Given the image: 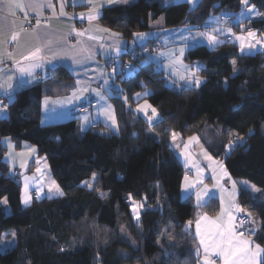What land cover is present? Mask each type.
<instances>
[{
    "label": "trees",
    "instance_id": "1",
    "mask_svg": "<svg viewBox=\"0 0 264 264\" xmlns=\"http://www.w3.org/2000/svg\"><path fill=\"white\" fill-rule=\"evenodd\" d=\"M248 5L255 12L244 22L264 32V0H248ZM244 6L242 0H200L191 10L187 3L162 6L159 0H135L105 7L100 20L130 39L159 17L166 27L203 26L211 15H237ZM143 55L124 54L122 63L132 59L133 69H121L116 81L131 102L140 90H151L147 99L161 116L152 124L117 93L110 98L118 131L95 123L78 132L76 118L43 125V83L72 77L60 67L4 101L0 203L6 199L7 206L0 204V238L14 231L17 242L0 251V264H198L197 238L191 232L198 208L192 196L181 194L186 171L171 147L172 133L184 141L198 134L209 153L223 160L231 178L264 191V48L246 54L234 41L214 48L195 45L186 59L202 64L199 74L204 80L197 87L169 86L166 74L153 63H140ZM236 134L243 139L237 140ZM6 138L17 148L34 146L38 157L47 159L64 195L25 205L21 174L17 179L4 158ZM130 200L137 201L136 211ZM238 200L256 222L255 240L264 247V201L247 189ZM217 207L211 199L203 209L212 214ZM124 223L129 236L119 232Z\"/></svg>",
    "mask_w": 264,
    "mask_h": 264
},
{
    "label": "crops",
    "instance_id": "2",
    "mask_svg": "<svg viewBox=\"0 0 264 264\" xmlns=\"http://www.w3.org/2000/svg\"><path fill=\"white\" fill-rule=\"evenodd\" d=\"M134 1L135 0H127V2H125V0H91L90 3L89 0H0V28L3 29L2 33H0V85H2L0 86V101L1 98L2 101H10L9 99L14 98L17 91L37 83L49 72L60 67L61 69L69 71L72 77L62 80L57 84L44 82L42 106L45 97L51 96L54 100L55 98L62 97L69 100L72 99V103L62 105V107H66L67 117L71 118V110L78 106L93 102L90 110L93 111V109L96 110L100 108L102 102L98 96L96 97V93L92 90L85 89L82 85L91 82L101 83L106 68L116 64L115 62L114 65H112L109 61H118V59L114 58L116 54L120 53L122 56L127 53L132 56H135V54H143L141 52L142 45L152 42L158 37L170 38V40H172V37L182 33L184 29H189L193 34V40L190 44L184 43L180 45V48L184 51V57L188 50L197 44H205L210 48H214L222 43L221 36L225 34V29L219 26L221 30H217L216 32H213L211 28L205 31L204 29L202 30V28L191 25L166 27L163 17H159L150 24L148 30L135 32L130 39H127L123 37L121 31L105 25L100 20L102 10L105 7L117 5L126 6L132 4ZM199 1L200 0H195V2H193V0H159V3L162 6L175 3H187L190 9L193 10L197 7ZM14 2H19L22 7H15ZM10 3H12L13 6L10 7ZM69 5L73 6V12L68 10ZM32 14H35L39 18V27H37L36 22L29 29L25 30L23 27L28 21L21 19L20 16L24 15L28 17ZM89 16H95L96 18L90 20L88 18ZM43 18H46L47 21L43 22L41 20ZM79 18L85 20V36L83 37L76 33V20ZM244 20L239 17L242 34H238V37H244L245 43L251 44L247 41V34L256 30L249 28ZM205 25L212 26L211 21L209 23L206 22ZM14 33L18 34V39L16 41L11 39ZM202 33H211L216 36L218 43H210L206 36L201 35ZM137 34L145 35L144 38L141 39ZM182 40L187 41V37L183 35ZM234 42L237 43L240 48L241 41L236 38ZM256 45L255 47H259V45ZM38 46L42 48L41 56L43 59L36 61V63L41 66L33 69V75L31 76L26 74L22 75L18 71L16 61H19L22 66L31 63L30 61L24 60V56L28 55ZM246 48L247 47L244 49ZM119 60L122 61L121 59ZM140 63L146 64L149 63V61L144 63L141 59ZM9 76L12 77L11 80L8 79ZM8 85H11V87H8ZM82 87L83 89L80 91ZM60 106V103L54 102L52 108L50 107L51 113L57 111ZM42 116L43 113L41 111V123ZM81 116L83 122L84 115ZM96 120L97 119H93L92 116V124L95 123ZM42 124L46 125L44 122ZM12 142L13 143L7 142L4 139L3 145L7 146L8 149L15 148V142L13 140ZM29 145L30 144L26 143L23 144L22 148H20L21 151H19V153L15 152L12 156L7 155L8 157H6V153H4L5 161L9 164L11 170L14 168L20 169L28 162L33 163L35 160L34 158L38 157L37 151L33 149V147H29ZM194 145L193 150L181 156L186 171L181 182V194L183 198L192 196L197 205V215L192 223L197 238L195 253L198 257V264H205V252L203 246L200 244V238L202 234H205L213 228L211 222H227V216L226 214L222 215V209L227 208L231 203L239 204L238 199L242 189L249 190L255 198H259L262 201H264V191L256 187L259 191L253 192L252 186L254 185L245 180L231 178L224 166L223 160L213 157L206 146L203 145L200 138L194 142ZM25 150H27V152ZM13 156L17 157L14 158ZM209 157L211 159H209ZM28 158L29 160H25ZM30 168L35 170L36 166L31 165ZM49 172L51 174L50 168ZM25 176L31 178V182H33L32 187L37 188L38 184H40L41 187L44 188V190H39V195L30 188L32 195L27 205H30L35 199L40 200L45 197L52 198L60 196L57 194L55 186L52 185V181H54L55 178L52 179L50 177L48 184H45L40 180L41 178L38 174L33 175L29 173L28 175L25 174ZM22 179L21 177V180ZM233 182H235V190H233ZM55 184L59 186L57 181H55ZM59 189L63 192L60 186ZM205 189L208 191V195L206 196L204 195ZM198 193L202 197L199 201L197 200ZM211 199H215L218 206L216 211L212 214L203 209V206L207 205ZM234 211L233 209V212ZM244 212L247 211L244 210ZM204 216H207L208 219H203ZM197 224L200 225L199 233L197 232ZM236 230L238 232H244V237L241 239H250L254 243L260 244L255 240V235L258 233L256 222H250L245 228L237 226ZM249 230H254L255 234L249 235ZM261 247L263 246L261 245ZM197 250H199V252ZM207 258L209 261H215V264H223V261L219 257L211 253L208 254Z\"/></svg>",
    "mask_w": 264,
    "mask_h": 264
},
{
    "label": "rangeland",
    "instance_id": "3",
    "mask_svg": "<svg viewBox=\"0 0 264 264\" xmlns=\"http://www.w3.org/2000/svg\"><path fill=\"white\" fill-rule=\"evenodd\" d=\"M254 12H255V7H253L252 5H247V6L245 5L241 9V11H239V13L237 15L242 20H244L245 18H248ZM230 15L233 16L236 14H230ZM210 21H211L212 26H208V27L213 29V32H216L217 30H221L219 28V27H221L220 26L221 25V14L211 15L206 22L209 23ZM203 29H205V28H202V30ZM256 32H257V30L253 31V33H255V37H249L247 34V41H249V43L254 45V47H252V48L247 47L242 52L240 51L241 53L246 52V54H253V53L259 51V48H261V47L264 48V32H260V33L259 32L256 33ZM182 33H179V34H177V36L172 37V40H170V38H164L165 46L161 50L154 51V50L150 49L148 51H145V53L143 50H141V52L144 54L142 56L143 58H141V59L144 63H146L148 61L153 63V65L155 66V68L157 70L163 71L167 76L166 78L168 80L167 83L169 86H172L174 84L178 85L179 83H181V84H185L187 86H196L197 87V85L194 82L195 78L196 77L200 78V84L204 80L202 78V76H200V74H199V71L202 68V64H200L199 62L189 63L186 59V55L184 57V51H183V56L180 55V50L182 49V48H180V45H182L184 43L190 44L193 40L192 31H190L189 29H184L182 31ZM238 34H240V33L238 32ZM238 34H236L235 39L238 37ZM183 35L187 37V41L182 40ZM257 41H259V43ZM227 42H229V41H227ZM256 44L259 45V48L255 47ZM135 55L137 56V54H135ZM114 56H116L114 58L118 59V61L112 60L114 63L116 62V64L114 65V63H113L112 65H114V66L111 65L112 67L106 68L105 75L102 78L103 81H101V83L100 82H97V83L91 82V83H86V84L82 85L85 89L92 90L94 93H96V97L98 96V98L101 100L102 104H101L100 108H98L96 110L93 109V111L89 110L86 112H81V113L76 114V115L72 114L71 118L78 119V132L87 130L90 126H93V124H95L97 122H100V124L110 128L111 130L118 131L119 122L117 119L116 109H115V105H114L113 101L110 98L112 95H115L117 93H118L117 96L121 99V101L124 104H126L127 107L131 108L137 116L142 117L149 124L155 123L156 121H158L161 118L158 109L147 99V96L151 93V90L149 88L146 87V88L140 90L139 92H137L135 95H133V102H131L128 99L127 94L122 92V90H121L122 87L117 83L116 76H117V74H119L121 72V69L123 68V65L126 62L133 61V60L127 59L125 63H122V61L119 60V59L122 60V55L120 53L116 54ZM193 73H195V77L192 75ZM181 77H184V78L181 79ZM105 81H106V83H105ZM83 87L80 88V91H82ZM145 92H147L148 95H144ZM137 94H139V96ZM9 100L12 101L13 98H11ZM1 101H2V98H1ZM45 101H47V103H45ZM54 102L60 103L61 106L59 107V109L57 111L51 113V108L54 105ZM72 102H73L72 99L69 100V99H66L64 97L55 98V100L52 99L51 96L45 97V100L43 101V106L41 104L42 113H43L42 123L44 122V124H54V123H60V122H63L65 120L71 119V118L67 117L66 107H62V105L63 104L68 105ZM147 105H150L151 108L146 107ZM152 108L156 109L155 115H153V113H152V110H151ZM140 109H144V110L141 111ZM145 112H147V115H145ZM81 115H84V121L83 122H82V118H81L82 116ZM92 116H93V119L94 118L97 119L96 122L93 124L91 122ZM149 117H152L151 120L149 119ZM85 118H87V119L85 120ZM40 120H41V118H40ZM84 122H85V124H84ZM149 132H151V131L149 130ZM219 134H220V132H219ZM193 137L195 139H192ZM198 138H199V136H198V134H196V135L188 137L184 141L181 138V136H179V134L176 133L175 139H173V136L171 138V147L177 152L178 157L181 158L182 154L184 155V153H186V152L189 153L190 150L194 149L193 148L194 142L197 141ZM5 141L13 143L10 138H6ZM5 144H6V142H5ZM194 146H197V145H194ZM5 147H6V151H5L6 157L12 156L15 152L19 153V151H21L20 148L18 149L17 147L10 148V149H8L7 146H5ZM24 147H26V146H24ZM29 147H33V149L36 150V148L34 146L29 145ZM27 150H25V151L27 152ZM13 157L15 158L17 156H13ZM34 159L35 160L33 161V164H32V162H28L25 166H23L19 169L21 171V177L23 178L21 180L22 181L21 184H22V191H23V199H25V197H31L32 194H31L30 188L33 189L38 195L40 194L39 190H44V188H42L40 184H38L37 188L32 187L33 182H31V178L29 176H25V174H27V175L29 173H31L33 175L38 174L41 178L40 180L43 181L45 184H48V180L50 177L52 179H54L52 174H50V172H49V165H48L47 159L43 156L42 157H35ZM25 160H29V158L25 159ZM31 164L36 166L35 170L33 168H30ZM14 169H18V168H14ZM54 181H56V180L54 179ZM26 185H27V189L25 187ZM261 198H262V196H261ZM3 201L0 204L7 206V204L4 203ZM130 201L132 203L135 202L134 206L136 205L135 206L136 208L132 207L131 210L136 211L138 208L137 201H134V200H130ZM23 202H24V200H23ZM7 211L9 212L8 207H7ZM250 222L255 223L251 217H250L248 224H250ZM248 224H246V225L248 226ZM119 232L121 235H125V236H129V234H131L126 223L121 224ZM16 242H17V237H16V234L14 231L3 235L0 238V251H4L8 248L15 246Z\"/></svg>",
    "mask_w": 264,
    "mask_h": 264
},
{
    "label": "snow or ice",
    "instance_id": "4",
    "mask_svg": "<svg viewBox=\"0 0 264 264\" xmlns=\"http://www.w3.org/2000/svg\"><path fill=\"white\" fill-rule=\"evenodd\" d=\"M91 3V0H89ZM127 2V0H125ZM195 2V0H193ZM242 3L244 5H248V0H242ZM13 6L12 3H10V7ZM15 7H22V5L19 2H14ZM254 7V6H253ZM250 10V9H249ZM90 20L95 19V16H89ZM37 27H39V21H37ZM3 29L0 28V33H2ZM228 31H231L230 29ZM139 38L143 39L145 34H137ZM201 35H204L207 37L210 43H218L217 37L212 35L211 33H202ZM249 37H255V33L249 32ZM11 39L13 41H16L18 39V34H13L11 36ZM238 40L241 41L240 48L241 51L244 50L245 47L252 48L254 45L252 44H246L244 37H237ZM259 43V41H257ZM50 43V42H49ZM42 48L36 47L34 50H32L28 55L24 56V60L30 61L26 66H22L19 61H16L18 71L22 75H33V69L36 67H40L41 65L36 63V61L42 60L43 57L41 56ZM11 55V54H9ZM180 55L183 56V49L180 50ZM235 62H233L234 64ZM195 77V73L192 74ZM184 77H181L183 79ZM9 80L12 79L11 76L8 77ZM195 84L199 86L200 84V78H195ZM106 83V81H105ZM2 86V85H0ZM8 87H11V85H8ZM139 96V94H137ZM144 95H148L147 92L144 93ZM47 103V101H45ZM146 107L151 108L150 105H147ZM143 111L144 109H140ZM153 115L156 114V109L152 108ZM145 115H147V112H145ZM152 117H149L151 120ZM87 118H85L86 120ZM173 139L176 137V133H172ZM192 139H195L194 137ZM237 140H242L243 137H240L238 134H236ZM209 159H211L209 157ZM222 167V165H221ZM95 174L93 175L92 179L95 180ZM89 187H91V184H89L88 181L84 182ZM52 185L55 186L56 192L59 195H64V193L59 189V186L55 184V181H52ZM27 189V185L25 186ZM233 190H235V182H233ZM51 191V187H50ZM253 192H258L259 189H257L255 186H252ZM204 195H208L207 189L204 191ZM234 195V192H233ZM51 198V197H49ZM201 195L197 194V200L199 201L201 199ZM4 203H7V200L5 199L3 201ZM30 202V197H26L24 200L25 205H27ZM202 206V205H201ZM233 209L235 212H242L244 211L243 208L240 207L239 204L231 203L227 208L222 209V215L226 214L227 216V222L226 223H219L217 221H212L213 228L210 229L205 234L201 235L200 238V244L203 246L204 252H205V264H215V261H209L207 256L209 253L219 257L223 264H264V247H261L260 244H256L250 239H241L244 237V232L240 231L238 232L237 229V223H236V216L233 213ZM249 216H251V213H248ZM138 218V217H137ZM203 219L207 220L208 217L204 216ZM244 220L241 219L239 221V224L242 226L244 224ZM191 223V222H189ZM200 225L197 224V232L199 233ZM254 230H249V235H254ZM199 252V250H197Z\"/></svg>",
    "mask_w": 264,
    "mask_h": 264
},
{
    "label": "built area",
    "instance_id": "5",
    "mask_svg": "<svg viewBox=\"0 0 264 264\" xmlns=\"http://www.w3.org/2000/svg\"><path fill=\"white\" fill-rule=\"evenodd\" d=\"M68 10L73 12L74 11V8L72 5H69L68 6ZM21 19H25L27 20V24L24 25V29L27 30L29 29L32 25H34L38 20L39 18L35 15V14H32V15H29L28 17H25L24 15H21L20 16ZM43 22H46L47 19L46 18H43L41 19ZM77 21V25H76V33L83 37L85 36V20L82 19V18H79L76 20ZM221 25L224 26L227 30L226 32V36L224 37V41H230L232 40L236 33H237V29H238V24H237V18L234 17V16H231V15H222L221 16ZM231 30V31H228V30ZM165 46V41L163 38H158L157 40L151 42V43H147L145 44L143 47H142V50L145 52V51H148V50H154V51H158V50H161L163 49ZM110 64H113L114 62L111 60L109 61ZM133 62L132 61H129V62H126L124 65H123V68H122V71L123 72H130L132 69H133ZM50 73V72H49ZM93 102L90 103V104H86V105H82V106H79L75 109L72 110V114H78L80 112H84V111H88L91 106H92ZM6 103L4 101H0V113L3 111L4 108H6ZM12 174L17 178L19 179V176L21 174V171L19 169H14L12 171ZM234 215L236 216L237 220H236V223L239 227H245L246 224H248L249 220H250V216L248 215L247 212H233ZM243 219L245 222L244 224L241 226L239 224V221Z\"/></svg>",
    "mask_w": 264,
    "mask_h": 264
},
{
    "label": "clouds",
    "instance_id": "6",
    "mask_svg": "<svg viewBox=\"0 0 264 264\" xmlns=\"http://www.w3.org/2000/svg\"><path fill=\"white\" fill-rule=\"evenodd\" d=\"M236 18H237V24H238V29H237V33L236 34H238V32L240 33V34H242V31H241V29H240V24H239V17H238V15L236 16ZM221 27H222V25H220ZM197 27H199V28H205L204 30L205 31H207V30H209L210 28L207 26V25H203V26H200V25H198ZM250 28V27H249ZM225 30H226V28H224ZM226 36V34L225 35H223V36H221V41H222V43L223 42H227V41H224V37ZM235 37H236V35H235ZM235 37L232 39V40H230V41H234V39H235ZM158 38H163L164 39V37H158ZM157 38V39H158ZM157 39H155V40H157ZM154 40V41H155ZM153 42V41H152ZM149 43H151V42H149ZM147 44V43H146ZM258 45V44H257ZM133 62V61H132ZM134 64V63H133ZM92 103V102H91ZM87 104H90V103H87ZM86 105V104H85ZM82 106V105H81ZM79 107V106H78ZM77 108V107H76ZM75 109V108H74ZM73 110V109H72ZM72 110H71V114H72ZM84 112H86V111H84ZM81 113V112H80ZM79 114V113H78ZM73 115H76V114H73ZM192 226V225H191ZM238 226V225H237ZM247 226V225H246ZM245 226V227H246ZM245 227H243V228H245ZM192 228V227H191ZM242 228V227H241Z\"/></svg>",
    "mask_w": 264,
    "mask_h": 264
},
{
    "label": "water",
    "instance_id": "7",
    "mask_svg": "<svg viewBox=\"0 0 264 264\" xmlns=\"http://www.w3.org/2000/svg\"><path fill=\"white\" fill-rule=\"evenodd\" d=\"M192 227V226H191ZM191 232H195L194 228L192 227Z\"/></svg>",
    "mask_w": 264,
    "mask_h": 264
}]
</instances>
